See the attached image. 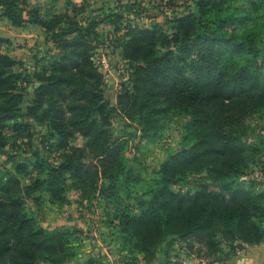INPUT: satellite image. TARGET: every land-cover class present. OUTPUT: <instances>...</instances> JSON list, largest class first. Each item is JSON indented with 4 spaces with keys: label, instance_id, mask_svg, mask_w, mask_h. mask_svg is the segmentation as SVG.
Segmentation results:
<instances>
[{
    "label": "trees",
    "instance_id": "obj_1",
    "mask_svg": "<svg viewBox=\"0 0 264 264\" xmlns=\"http://www.w3.org/2000/svg\"><path fill=\"white\" fill-rule=\"evenodd\" d=\"M156 1L167 10L173 0ZM191 3L142 27L126 19L157 16L141 1L43 15L28 0H0L2 18L41 29L54 50L28 70L0 37V150H27L0 168V264H109L99 252L76 256L74 226L39 225L33 211L45 201L97 205L140 264H184L171 256L178 241L206 259L227 247L224 260L264 242V71L252 13L232 0ZM101 25L117 33L127 65L113 98L94 59ZM171 113L185 119L181 147L145 173L142 143Z\"/></svg>",
    "mask_w": 264,
    "mask_h": 264
},
{
    "label": "rangeland",
    "instance_id": "obj_2",
    "mask_svg": "<svg viewBox=\"0 0 264 264\" xmlns=\"http://www.w3.org/2000/svg\"><path fill=\"white\" fill-rule=\"evenodd\" d=\"M133 1H141L145 7L152 8L151 13L157 16L149 17L145 13L130 14L128 19L131 24L146 27L153 22L163 24L166 16L172 15L174 12H179L192 7L191 0H173L168 6L159 8V3L156 0H28V4L38 7L43 15L52 12H63L69 10L72 5H83L85 8L84 14L106 9L108 6L115 3H127ZM233 3L252 13V24L255 27L256 43L259 52V62L261 63L262 71H264V4L253 8L248 3V0H232ZM165 2V1H164ZM163 3V2H162ZM164 6V5H162ZM166 10V11H165ZM83 14V15H84ZM33 26H24L14 28L10 26L6 19L0 16V36H5L9 39L10 44L4 45V50L8 51L12 56L24 61L25 67L28 70L33 68V65L40 58L45 56L50 50L54 52L50 43H45V35L38 28L32 29ZM110 25H101V39L94 51V59L101 65L106 63L102 72L105 77V89L108 97H112L114 92L119 88V83L126 78L127 65L119 56V48L117 45V33L112 31ZM110 43V44H109ZM112 44V45H111ZM51 47V48H50ZM113 98V97H112ZM185 119L179 113H171L162 120L158 132L147 142L142 143L143 152L139 154L143 163L145 173H150L156 169L166 156L180 149L183 138V125ZM261 123L257 126V132L263 133L260 129ZM113 128L117 127V122L113 121ZM37 131L42 130L40 125L36 124ZM83 141L79 138L76 141L77 145H82ZM24 145H18L13 148L0 150V168L2 166L12 167L15 161L25 157L27 150ZM131 156V152L127 153ZM189 184L183 185L182 189H189ZM66 197L70 200L75 199L74 190L66 192ZM39 225L54 229L59 225H71L77 228L80 233L77 242V257H88L97 252L102 255V260L109 264H140V256L137 253H131L128 246L120 244L116 229H112L104 224L102 220L101 210L97 205H89L84 203L77 205L74 203L57 204L50 201L43 202L37 209L33 211ZM198 245L195 244L191 248L183 242H175L171 256H177L184 264H206L207 260L202 255L197 256ZM227 247L222 248V252L215 255L209 263H214L217 258H225ZM217 261L220 264L221 261ZM215 264V263H214Z\"/></svg>",
    "mask_w": 264,
    "mask_h": 264
},
{
    "label": "crops",
    "instance_id": "obj_3",
    "mask_svg": "<svg viewBox=\"0 0 264 264\" xmlns=\"http://www.w3.org/2000/svg\"><path fill=\"white\" fill-rule=\"evenodd\" d=\"M36 28L37 27H32V29L34 30ZM98 30H100V26ZM39 31H41V29H39ZM0 37H5V36H0ZM206 260H207L206 264L218 263V262L209 263V261L212 260L211 258H208ZM220 264H264V242L257 245H249V246L245 245L242 248L237 249L236 254L234 256H232L228 260L225 259L221 261Z\"/></svg>",
    "mask_w": 264,
    "mask_h": 264
},
{
    "label": "built area",
    "instance_id": "obj_4",
    "mask_svg": "<svg viewBox=\"0 0 264 264\" xmlns=\"http://www.w3.org/2000/svg\"><path fill=\"white\" fill-rule=\"evenodd\" d=\"M105 66H106V63H105V62H102L101 65H100L101 70H102L103 67H105Z\"/></svg>",
    "mask_w": 264,
    "mask_h": 264
}]
</instances>
